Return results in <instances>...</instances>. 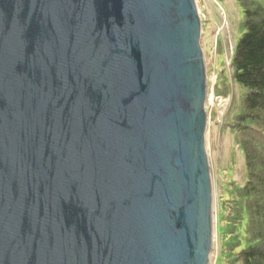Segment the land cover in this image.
<instances>
[{"label":"water","instance_id":"95a60500","mask_svg":"<svg viewBox=\"0 0 264 264\" xmlns=\"http://www.w3.org/2000/svg\"><path fill=\"white\" fill-rule=\"evenodd\" d=\"M197 0H0V264H209Z\"/></svg>","mask_w":264,"mask_h":264},{"label":"trees","instance_id":"16d2710c","mask_svg":"<svg viewBox=\"0 0 264 264\" xmlns=\"http://www.w3.org/2000/svg\"><path fill=\"white\" fill-rule=\"evenodd\" d=\"M235 2L243 15L230 78L240 96L226 121L244 159V182L229 183L221 201L217 264H264V0Z\"/></svg>","mask_w":264,"mask_h":264},{"label":"rangeland","instance_id":"374dc122","mask_svg":"<svg viewBox=\"0 0 264 264\" xmlns=\"http://www.w3.org/2000/svg\"><path fill=\"white\" fill-rule=\"evenodd\" d=\"M202 17V47L206 59L208 96L206 110L207 151L214 185V250L209 264H217L220 251L219 217L221 201L229 183L244 182V159L227 124L229 111L240 96L230 78V62L238 38L242 10L235 0H197ZM227 76V85L224 78ZM227 124V125H226Z\"/></svg>","mask_w":264,"mask_h":264},{"label":"bare ground","instance_id":"6f19581e","mask_svg":"<svg viewBox=\"0 0 264 264\" xmlns=\"http://www.w3.org/2000/svg\"><path fill=\"white\" fill-rule=\"evenodd\" d=\"M197 5H198V2L196 1ZM199 8V7H198Z\"/></svg>","mask_w":264,"mask_h":264}]
</instances>
